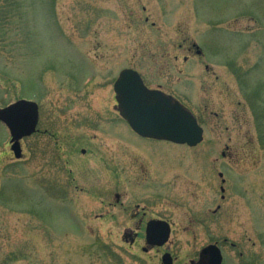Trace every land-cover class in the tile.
Returning <instances> with one entry per match:
<instances>
[{"label":"rangeland","instance_id":"1","mask_svg":"<svg viewBox=\"0 0 264 264\" xmlns=\"http://www.w3.org/2000/svg\"><path fill=\"white\" fill-rule=\"evenodd\" d=\"M123 68L189 108L202 142L147 141L120 123ZM19 99L38 104L40 132L15 159L0 123V264H156L98 217L119 214L101 206L114 193L171 223L174 264L215 241L264 244V0H0V108ZM61 129L92 139L80 142L92 156L63 166ZM122 161L121 175L105 170Z\"/></svg>","mask_w":264,"mask_h":264},{"label":"water","instance_id":"2","mask_svg":"<svg viewBox=\"0 0 264 264\" xmlns=\"http://www.w3.org/2000/svg\"><path fill=\"white\" fill-rule=\"evenodd\" d=\"M113 89L120 116L138 135L189 146L202 140V129L192 114L171 96L145 87L137 72L122 70ZM37 120V105L31 101L18 100L0 109V122L9 131L10 150L15 159L22 155L19 140L35 131ZM169 233L166 222L150 221L145 242L151 246L163 245ZM169 258L168 254L163 255V264H170ZM209 264H218V260L210 259Z\"/></svg>","mask_w":264,"mask_h":264},{"label":"flooded vegetation","instance_id":"3","mask_svg":"<svg viewBox=\"0 0 264 264\" xmlns=\"http://www.w3.org/2000/svg\"><path fill=\"white\" fill-rule=\"evenodd\" d=\"M195 47V46H194ZM191 50L188 48V51ZM197 51V50H196ZM195 51V52H196ZM201 52H199L198 55H200ZM183 60L186 61V57H183ZM124 69V68H123ZM205 69H207V66H205ZM122 70V69H121ZM120 70V71H121ZM119 71V72H120ZM118 72V73H119ZM118 76V74H117ZM116 76V77H117ZM145 84V82L143 81ZM114 81L112 82V92H113V100L115 102V110L119 117L120 123H124L127 128L128 124L125 120H123L118 112L117 105H116V99H115V92L113 89ZM146 85V84H145ZM147 86V85H146ZM148 87V86H147ZM150 88V87H148ZM155 89V88H150ZM161 90V89H160ZM167 94V93H166ZM189 109V108H188ZM190 110V109H189ZM191 111V110H190ZM192 112V111H191ZM193 113V112H192ZM194 114V113H193ZM195 116V115H194ZM197 119V118H196ZM198 121V119H197ZM38 123H39V117L36 125V131L35 133L40 132L38 130ZM33 133V134H35ZM48 134L47 130H43L41 134ZM32 134V135H33ZM50 136H54L53 134H50ZM137 136V135H135ZM141 139L147 140V141H156L149 138H142L140 136H137ZM85 141L87 143L90 142L92 139H86L84 137H80L75 134H69L67 133L66 129H61L59 133L57 134V150L60 153L58 158L61 159V162L63 163V166L65 163L70 162V158L74 157L76 160H80L78 155H82V157H90L92 156V153L95 152L92 145L88 144H80L81 141ZM159 142V141H158ZM86 145V146H84ZM199 145V144H197ZM196 145V146H197ZM183 146V145H182ZM194 146V147H196ZM187 148H194V147H188ZM126 152V151H125ZM69 153V154H68ZM146 154L148 158L153 155V151H146ZM222 156H226L225 153H222ZM108 163V164H107ZM122 164H124V168L122 167ZM121 167L119 169H114V166L111 164V162H105V170L109 172L111 175H121V172L125 168H127L126 161H122ZM70 172V170H69ZM70 174V173H69ZM198 176H200V180L205 181L207 177V172L200 166L199 169H197L196 173ZM217 176L220 178L221 184H224L226 182V179L223 177V172H217ZM71 180L74 182L75 179L71 178ZM197 189V188H196ZM220 192H224V188L222 186H219ZM125 194H119L114 193L113 199L114 202H103L101 206L103 207L104 204L106 208H115L118 207L119 214L111 213L106 214L100 213L98 214L100 216H107V218L114 223H117L119 228L121 229V232L123 233V239L125 242H129L130 247H135L139 251L137 253H153V261L156 262V264H162V255L163 254H169L170 256V264H174L175 257H173V253L171 250H169L168 247L163 246H150L148 244H135L139 239H144V233L146 230V226L149 221L152 220H163L160 219L157 216L152 215L148 209H146L145 204L140 203H131L128 200V198L125 197ZM224 196L221 195V199H223ZM220 206L217 205L216 209L212 211L213 214H217L219 212ZM202 224H206L207 215L202 216ZM166 222L169 223L171 227V223L167 220ZM224 240V239H223ZM225 241V240H224ZM207 249V250H206ZM206 250V251H205ZM135 254V253H133ZM138 255V254H136ZM210 259L218 260V264H264V244H236V243H228V244H220L219 241H215L213 243L204 244L199 249H197L195 252H193V256L190 257L187 260V264H209ZM174 262V263H173Z\"/></svg>","mask_w":264,"mask_h":264}]
</instances>
